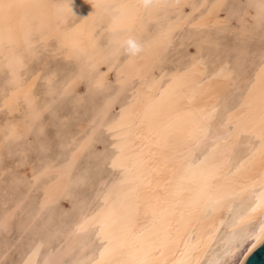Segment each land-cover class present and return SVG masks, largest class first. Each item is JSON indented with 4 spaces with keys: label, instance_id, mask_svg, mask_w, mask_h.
Returning <instances> with one entry per match:
<instances>
[{
    "label": "rangeland",
    "instance_id": "rangeland-1",
    "mask_svg": "<svg viewBox=\"0 0 264 264\" xmlns=\"http://www.w3.org/2000/svg\"><path fill=\"white\" fill-rule=\"evenodd\" d=\"M88 11L85 8L81 15ZM141 13L127 26L126 36L140 41L143 51L138 56L124 54L122 47L114 49L113 26L107 21L95 26L94 58L84 63L69 56L67 47L59 43L60 34L45 40L37 37L33 51L24 57L19 85L13 82L5 57L3 60L0 56V264H51V255L63 249L65 254L58 264L100 263L101 252L118 239L117 217H109L110 206L125 191L118 192L102 219L77 239L76 230L85 224L83 221L76 228V220L87 207L91 216L102 207L113 186L111 182L130 177V165L118 163L116 157L131 123L124 117L136 108L144 88L156 90L145 108L150 112L165 102L171 90L180 85L187 88L195 73L201 72L195 82L194 99H202L217 78L226 76L228 91L211 107L214 122L250 111L245 130L252 127L257 136L264 137V0H154L151 6H143ZM79 16L70 19L69 24ZM96 38L99 43H95ZM160 49L162 53L157 55ZM27 88L31 90L32 103L24 96ZM16 90L21 97L15 103L10 98ZM31 104L34 107H29ZM208 106L207 102L189 106L182 116L196 122ZM19 119L26 124L21 131L15 128ZM212 127L213 124L207 127V133ZM216 141H204L207 145L202 142L187 165L198 166ZM262 157L264 148L248 146L239 148L229 159L222 185L232 199L213 245L215 251L223 250L226 236L236 241L244 234L248 236L256 226L257 220L241 221L264 197V188L254 195L247 191V181L238 186L237 174L251 169ZM104 178L111 185L99 186ZM220 186L204 220L227 193Z\"/></svg>",
    "mask_w": 264,
    "mask_h": 264
},
{
    "label": "bare ground",
    "instance_id": "bare-ground-1",
    "mask_svg": "<svg viewBox=\"0 0 264 264\" xmlns=\"http://www.w3.org/2000/svg\"><path fill=\"white\" fill-rule=\"evenodd\" d=\"M217 1L219 2V0ZM85 8H89L88 13L81 15ZM142 9V4L136 0H123V2L120 0H0V56L2 55V59L3 56L5 57L4 63L10 68L12 74L10 76L13 82L19 85L20 71L25 63L24 57L33 51L37 37L45 40L50 39L54 34H60L59 43L67 47L69 56L81 59L84 63L92 57L94 58L93 48L95 45L92 43V39L95 26L104 21L109 22L108 24L112 23L111 41L115 46L114 49L117 50L126 39L127 26L132 19L139 17ZM77 16L79 19L69 24L70 19ZM202 20L204 19L202 18ZM97 39L95 43L98 42ZM161 53L162 49L157 52V55ZM200 74L201 72L192 75V83L186 86L187 88L180 85L177 90L173 92L171 90L172 93L170 92L171 95L168 94L170 96L165 102L150 112H146L145 108L156 90L153 87L151 89L144 88L142 92L140 91L141 95L138 94L139 99L136 108L128 114L130 116L124 117L125 121L129 118L131 123L126 136L121 141L122 150L116 158L118 163L121 164L122 161H125L130 165L131 175L128 179L123 178L124 180L111 182L113 186L110 188L111 190L102 207L93 216L88 215L90 208L87 207L80 213L75 225L77 228L83 221L85 224L84 227H79L76 230L75 239H77L90 226L96 225L102 219L101 217L106 214V208L110 206L111 199L118 192L125 191V194L110 206L111 209L108 214L109 217H117L115 219L117 225L115 232L118 239L111 248L109 246L104 250L101 249L102 252L100 250L101 261L99 264H241L246 255L264 238L263 197L253 207L250 214L241 221L257 220L254 229L248 232L249 235L244 234L238 240L235 239L236 241L231 240V236H226L221 252L215 251L213 247L222 225L223 215L232 199V194L227 191L225 185H222L223 172H227L225 169L227 163L239 148L249 146L251 149L252 147L263 149L264 137L257 136V131L252 127L247 131L245 130L246 115L250 111L245 115L229 116L222 122L215 123L211 107L216 104L215 101L220 95H225L229 80L226 76L220 77L221 79L217 78L218 81H215L214 85L212 84L213 87L207 91L208 93L206 92L207 94L202 99H194L192 94L196 79ZM156 86L158 85L156 84ZM30 91L27 88L24 96L32 103ZM13 94V98L10 99L16 103L21 97L20 91L16 90ZM146 96L148 101H146ZM200 102H207L209 108L199 116L196 122H192L189 116H182V112L187 107ZM25 103L28 105V100ZM31 105L29 107H34ZM11 108L8 109L12 110ZM26 110L28 112V108ZM253 111L251 110V112ZM26 115L29 114L26 113ZM32 120L29 121L33 122ZM212 124L211 133H207V127ZM25 126L23 119H19L15 123V128L20 131L26 128ZM40 128L42 127L40 126ZM41 137H43L42 134ZM208 140L218 141L213 146L214 149L208 152L209 155L205 159L203 158L198 166L190 168L187 162L192 153L197 150L202 142L205 143L204 141L208 142ZM81 146L83 147L84 144ZM197 162L199 161L197 160ZM194 164L196 165L195 162ZM216 168H218L217 171ZM113 169L115 170V167ZM237 179L239 187L243 185V180L247 181V191L253 194L264 188V157L256 161L251 169L239 172ZM107 182V179L104 178L100 181L99 186L100 184L102 187L111 185ZM219 185L227 193L215 203L212 211L204 220ZM240 194L243 195V192L241 191ZM112 221L114 219L109 220V222ZM71 246L74 247L73 244ZM64 254L65 249L53 253L50 260L52 261L51 264H58Z\"/></svg>",
    "mask_w": 264,
    "mask_h": 264
},
{
    "label": "clouds",
    "instance_id": "clouds-1",
    "mask_svg": "<svg viewBox=\"0 0 264 264\" xmlns=\"http://www.w3.org/2000/svg\"><path fill=\"white\" fill-rule=\"evenodd\" d=\"M154 0H140V3L145 7H149L153 4ZM124 54L129 56H138L142 51V45L135 39L129 37L121 44Z\"/></svg>",
    "mask_w": 264,
    "mask_h": 264
},
{
    "label": "water",
    "instance_id": "water-1",
    "mask_svg": "<svg viewBox=\"0 0 264 264\" xmlns=\"http://www.w3.org/2000/svg\"><path fill=\"white\" fill-rule=\"evenodd\" d=\"M241 264H264V238L246 255Z\"/></svg>",
    "mask_w": 264,
    "mask_h": 264
}]
</instances>
